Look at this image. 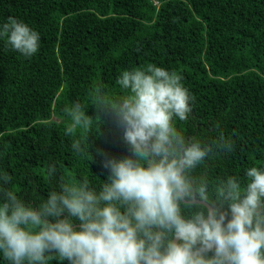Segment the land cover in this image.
Instances as JSON below:
<instances>
[{
  "label": "trees",
  "instance_id": "obj_1",
  "mask_svg": "<svg viewBox=\"0 0 264 264\" xmlns=\"http://www.w3.org/2000/svg\"><path fill=\"white\" fill-rule=\"evenodd\" d=\"M10 16L40 34L32 57L0 38V175L26 202L38 206L61 179L87 178L99 192L105 158L130 155L123 129L100 112L88 139L82 130L66 136L64 109L78 101L95 118L92 90L119 97L122 71L148 64L181 74L193 97L189 120L175 121L183 135L215 149L222 133L232 145L194 171L210 195L219 180L243 185L247 168L264 167V0H0V24ZM73 139L89 141V151L74 153Z\"/></svg>",
  "mask_w": 264,
  "mask_h": 264
},
{
  "label": "clouds",
  "instance_id": "obj_2",
  "mask_svg": "<svg viewBox=\"0 0 264 264\" xmlns=\"http://www.w3.org/2000/svg\"><path fill=\"white\" fill-rule=\"evenodd\" d=\"M0 38L24 57L39 50V32L15 17L0 24ZM182 80L154 64L125 69L116 81L123 95L92 90L95 118L78 101L64 109L66 136L82 130L88 139L100 112L123 129L130 155L105 158L109 175L98 193L87 178L61 179L60 190L34 206L4 187L10 175H0V254L8 264H264V167L247 168L243 185L235 176L221 179L209 194L194 171L232 145L221 133L214 149L177 129L176 119L192 112ZM71 147L81 154L90 143L73 139ZM48 171L54 175L55 166Z\"/></svg>",
  "mask_w": 264,
  "mask_h": 264
}]
</instances>
